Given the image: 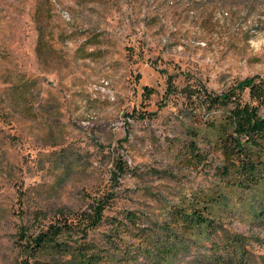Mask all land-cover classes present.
Instances as JSON below:
<instances>
[{"label":"rangeland","instance_id":"1","mask_svg":"<svg viewBox=\"0 0 264 264\" xmlns=\"http://www.w3.org/2000/svg\"><path fill=\"white\" fill-rule=\"evenodd\" d=\"M252 76L264 77V0H0V264H65L25 248L106 195L98 230L59 241L95 246L99 264H148L131 257L138 229L204 194L225 195L224 228L258 238L248 250L264 264L253 193L219 178L207 142L193 159L203 115L167 94L169 80L221 93Z\"/></svg>","mask_w":264,"mask_h":264},{"label":"trees","instance_id":"2","mask_svg":"<svg viewBox=\"0 0 264 264\" xmlns=\"http://www.w3.org/2000/svg\"><path fill=\"white\" fill-rule=\"evenodd\" d=\"M167 94H180L185 105H191L193 111L199 110L203 115L200 123L205 126L206 133L192 130L191 134L189 152L193 159L203 155L197 145L200 140L217 150L223 160L216 167V174L233 189L253 193L258 205V208L257 205L253 207V219L264 222V77H248L221 93L206 86H186L177 92L169 80ZM117 167L120 175L126 173V164ZM109 199L107 195L95 198L75 218L65 217L50 223L32 241V246L25 248L26 254L60 255L69 258L65 264H99L103 259L95 246H70L59 239L66 234L98 230ZM226 204L223 194L195 195L174 206L169 221L157 224L153 232L147 231L152 227L140 232L137 218L130 212L129 225L136 230L139 228L142 239L138 254L131 257L137 261L144 258L148 264L255 263L248 247L250 241L260 240L227 232L221 219V210ZM126 230L130 227L126 226Z\"/></svg>","mask_w":264,"mask_h":264}]
</instances>
